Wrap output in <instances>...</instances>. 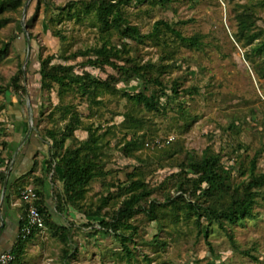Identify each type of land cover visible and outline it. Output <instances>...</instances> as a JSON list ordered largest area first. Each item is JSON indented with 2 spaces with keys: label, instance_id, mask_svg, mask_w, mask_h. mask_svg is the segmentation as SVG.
Returning <instances> with one entry per match:
<instances>
[{
  "label": "rangeland",
  "instance_id": "374dc122",
  "mask_svg": "<svg viewBox=\"0 0 264 264\" xmlns=\"http://www.w3.org/2000/svg\"><path fill=\"white\" fill-rule=\"evenodd\" d=\"M70 1L72 0H41L39 3L38 0H33L25 19L27 31L24 29L23 17L28 0L21 13L7 14L15 18L1 29L0 46L15 29L22 30V35L10 47L7 55L0 58V83L6 84L18 71V53H21V59L25 63L29 58L27 64L30 73L25 76L24 82L29 83L31 104L39 109L34 118L40 115V107L45 112L40 122L41 128L51 126L53 121L49 114L55 105L63 101L65 104L75 103L85 121L92 123L99 133H108L105 138L111 144L108 147L110 155L106 169H111L112 172L105 179H97L91 183L85 200L87 209L96 207L104 195L111 198L102 210L103 216L70 207L67 214L61 217L49 197L57 221L65 223L71 219L76 224L74 248L77 253L72 258L65 256L66 244L46 225L34 240L29 241L23 263L15 264H264L262 195L255 204L256 216L237 223L228 221L227 228L215 221L209 225L208 235L200 231L201 228L195 223L197 214L187 218L181 210L182 217L178 219L177 212L169 207L160 212L159 218L153 219L146 212H141L131 219L138 226V232L128 231L134 237L129 242L133 249L131 255L117 234L95 231L100 229V219L113 216L126 197L125 190L112 187L110 183H123L128 172H143L148 183L155 188L151 199L164 202L168 194H179L176 193L173 181L166 185L164 182L172 173L179 171L177 163L187 155L201 156L210 147L222 156L225 165L232 168L234 179L242 181L248 174L243 173L238 162L248 164L258 150H264V69L257 70L256 65L247 60L246 53L251 45H244L235 38L237 21L233 9L239 0H173L167 6H157L143 18L133 17L135 23H142L144 32L151 30L153 22L164 18L182 21L178 28L185 35L197 32L205 35L201 48L182 45L176 47L177 66L169 68L162 77L169 86L178 79L181 82V92L168 105L167 110L161 111L148 109L143 103L132 102L123 92L116 90L100 93L98 99L102 102L97 104L82 95L77 86L67 91L63 99L59 94V85L51 90L41 91V57L55 54L57 57L53 63L76 64V70L82 72L85 69L81 65L84 57L65 60V54L71 55L79 49L102 45L104 41L95 10L89 14L84 12L85 17L81 19L66 16L68 9L60 7L67 6ZM251 2L255 3L260 16L259 24L264 27V0ZM138 5L140 6L135 1L130 7L136 10ZM56 29L62 31L65 38L57 36ZM29 36L32 40L30 51ZM114 37L116 44L121 47L122 38L117 34ZM123 41L129 42L133 47L131 54L142 62L150 59L158 61L165 49L151 40L137 42L126 37ZM260 57L255 54L253 56L257 61ZM169 61L172 60L166 62ZM86 69L102 78H107L114 71L111 66H87ZM118 87L139 91L143 82H121ZM169 93H173L171 89ZM17 98L22 106L28 108L27 93L17 94L14 90L6 94L0 93V103L7 105L0 110V134H3L0 140L14 134L12 128L9 131L8 126L12 122L7 109ZM163 100L167 103L166 97ZM130 109L136 116L142 117L138 129L124 122V113ZM58 115L60 114L57 117ZM28 116L30 119V113ZM61 124H64L63 120ZM135 130L139 134L145 133V146L135 156H128L122 147L125 138L132 137ZM77 133L79 138L89 135L88 131L84 133L78 130ZM71 142L73 141L68 140L67 144ZM9 165L7 159L0 160L1 168L8 170ZM258 165V171L264 172V151ZM30 184L34 183H25L22 187ZM58 184L63 185L61 179ZM52 185L49 182L50 190ZM3 188L0 184V256L16 241L19 217L15 208L20 207L21 203V199L17 204L13 203L11 197L8 204L6 196L3 198ZM15 189L17 190L12 187L11 194L15 192L18 198L19 193ZM245 250H250L251 255L246 254Z\"/></svg>",
  "mask_w": 264,
  "mask_h": 264
},
{
  "label": "trees",
  "instance_id": "16d2710c",
  "mask_svg": "<svg viewBox=\"0 0 264 264\" xmlns=\"http://www.w3.org/2000/svg\"><path fill=\"white\" fill-rule=\"evenodd\" d=\"M39 3L41 0H38ZM137 2L140 6L136 10L131 9V4ZM173 0H72L67 6L60 7L68 9L66 16H77L80 19L85 17L84 12L89 14L95 10L100 28L103 33L102 45L86 47L73 52L71 55L64 56L65 60L84 57L81 65L85 68L82 72L76 70V64L53 63L57 57L55 54L41 57L39 73L42 77L43 92L46 89H53L59 85V94L64 98L67 91L77 86L79 92L87 96L93 103L102 102L98 99L100 93L105 90L123 92L132 102L143 103L148 109L156 111L167 110L168 105L175 97L180 95L181 82L175 79L172 85H167L162 74L171 67L177 66L176 47L179 45L187 47L201 48L204 45L205 35L197 32L193 35H185L178 28L182 21H170L164 18L158 19L151 24V30L144 32L142 23H135L134 16L143 18L151 14L159 5L167 6ZM26 0H0V31L15 18L7 14L21 13ZM237 21L235 38L244 45H251L247 50V60L253 62L257 70L264 69V27L259 24L260 16L254 2L239 0L234 9ZM185 22V21H183ZM55 34L65 38L62 31L55 30ZM121 40V47L115 42V35ZM22 35V30L15 29L8 40L2 42L0 46V58L7 55L11 46ZM130 37L137 42L153 41L157 45H162V56L158 61L150 59L146 62L138 60L136 55H132L133 47L123 38ZM173 43L171 45V43ZM261 56L257 61L253 56ZM20 66L18 71L11 77L6 84L0 83V93L6 94L14 90L17 94L28 93L29 83L24 82V78L30 73L29 64L23 61L22 54L18 53ZM171 59L172 61L166 62ZM257 64L258 67H257ZM87 66L95 68L113 67L114 71L107 78L95 76L86 69ZM28 76V75H27ZM132 80H140L143 87L139 91H132L128 87H118L119 83H129ZM169 89L173 93H169ZM166 97L164 103L163 98ZM33 106V105H32ZM7 107L6 103H0V110ZM181 108H184L183 106ZM35 117L38 107L33 106ZM58 115L57 117V114ZM125 114L124 122L130 127L141 126L142 117H138L133 110H128ZM53 121L51 126L40 127V122L45 116L44 110L40 107V115L35 118V126L40 130L41 138L49 145V153L45 159V167L42 172L35 176L34 185L38 193L37 203L43 213L45 223L55 235H58L66 244L64 254L73 257L77 253L75 250L74 229L75 223L70 219L68 222H58L53 213L49 201L51 197L57 213L64 217L70 207L78 210H85L89 214L102 215V210L111 198L104 195L96 207L91 206L87 209V192L91 183L97 179H105L112 170L106 169V164L110 153L108 147L110 141L105 137L106 133H99L92 123H88L82 117L75 103H64L55 105L49 114ZM64 121L62 125L61 122ZM101 129V126L98 127ZM139 128V127H138ZM137 128V129H138ZM80 129L89 132L88 137L80 139L76 132ZM3 134H0V138ZM145 133L139 134L137 130L133 136L126 139L123 151L128 156H135L136 152L145 146ZM68 140H72L67 144ZM10 147V141L0 140V160L4 159ZM263 149L251 157L248 164L238 162L244 174H248L242 181L234 179L232 168L223 163L220 154L215 153L210 147L206 148L201 156L187 155L177 163L178 172H174L164 182L166 185L170 181L174 182L177 196L168 194L164 202L158 199H151L155 188L152 187L143 175L137 170L127 173V179L122 182L111 181L112 187L125 190L126 197L121 201V205L114 211L113 216L102 217L97 232H113L120 237L129 255L133 249L129 246L132 235L128 231L138 232L137 225L131 219L141 212H146L153 219L160 216V212L171 208L177 212L178 219L182 216L190 218L197 214L195 223L206 235L209 234V225L217 221L221 227L227 228L229 222L237 223L247 217L256 216L255 204L259 197L264 196V172L258 171L259 160L263 154ZM12 158L9 159V164ZM136 168H139L136 167ZM12 175V172H11ZM7 177V170L0 167V184L4 186ZM11 177V176H10ZM61 179L63 185H59ZM50 180V181H49ZM51 182L52 190L48 188ZM13 184V183H12ZM11 184V186H12ZM127 184V185H126ZM10 186V185H9ZM8 186V187H9ZM19 186V185H18ZM22 187L17 188L21 193ZM11 194L6 191V199L10 201ZM19 213V226L16 241L10 247L14 253V259L10 264L23 263L29 241L36 238L39 228H33L27 234L24 228L29 223L27 205L21 201L20 207L15 208ZM180 212V213H179ZM109 214L108 212H106ZM207 221V222H206ZM250 254V250L244 251Z\"/></svg>",
  "mask_w": 264,
  "mask_h": 264
},
{
  "label": "crops",
  "instance_id": "0c3cea01",
  "mask_svg": "<svg viewBox=\"0 0 264 264\" xmlns=\"http://www.w3.org/2000/svg\"><path fill=\"white\" fill-rule=\"evenodd\" d=\"M18 98L13 100L7 109V114L10 116L12 122V124H9L8 126L10 128L9 131L11 132L12 128L14 134L6 138L8 141H10V147L5 154L4 160L7 159L9 162V159L12 158V163L15 154L17 153V151L19 152L11 171L12 175L10 177V186L8 188V192L10 194L12 187L18 188V185L22 187L25 183H34V178L36 175L42 172L46 155H48L49 153V145L41 138V132L36 126L32 129V132L26 138L27 134L30 131V119L28 116L30 112L29 108L20 104ZM80 131L84 133L87 132L83 129H80ZM77 136L79 137L80 135H78L77 133ZM87 136L88 135L80 137V139L85 140ZM22 142L24 143L21 146ZM11 197L12 202L14 201L13 203L15 204H17L20 200V195H18L17 198V194H15V192L11 194L10 198ZM17 214L19 217L18 212ZM17 223L19 226V220L17 221Z\"/></svg>",
  "mask_w": 264,
  "mask_h": 264
},
{
  "label": "built area",
  "instance_id": "2783aa9c",
  "mask_svg": "<svg viewBox=\"0 0 264 264\" xmlns=\"http://www.w3.org/2000/svg\"><path fill=\"white\" fill-rule=\"evenodd\" d=\"M21 201H24L27 205L29 223L24 228V231L29 234L33 228H39L43 230L46 227L43 213L37 203L38 193L34 184L26 185L20 193ZM14 253L9 248L5 250L0 256V264H10L14 259Z\"/></svg>",
  "mask_w": 264,
  "mask_h": 264
},
{
  "label": "water",
  "instance_id": "95a60500",
  "mask_svg": "<svg viewBox=\"0 0 264 264\" xmlns=\"http://www.w3.org/2000/svg\"><path fill=\"white\" fill-rule=\"evenodd\" d=\"M32 1L33 0H28L27 5H26V8H25V12H24L23 23L25 25V28L24 29L26 31H27V27H26L25 19H26V16H27V11L30 8V4H31ZM28 40H29V51H30L31 50V46H32V40H31V37L30 36L28 37ZM28 59H27L25 65H24L25 70H26V64L28 62ZM27 101H28V108H29V112H30V131L27 134L26 138L29 136V134L32 132V129L35 127V118H34L35 117V113H34L33 106L31 104L30 92L29 91L27 93ZM23 143L24 142H22L21 146L23 145ZM18 153L19 152L17 151V153L15 154L14 159H13L11 165L9 166V168L7 170V177H6V181H5L4 188H3V198H5V196H6V191H7V188H8V183H9V179H10V176H11V171L13 169L14 162H15L17 156H18Z\"/></svg>",
  "mask_w": 264,
  "mask_h": 264
}]
</instances>
